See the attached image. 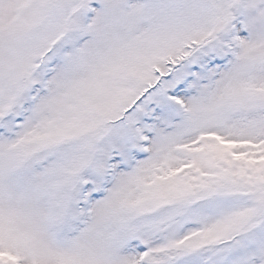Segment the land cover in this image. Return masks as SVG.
Instances as JSON below:
<instances>
[{"label": "snow or ice", "instance_id": "1", "mask_svg": "<svg viewBox=\"0 0 264 264\" xmlns=\"http://www.w3.org/2000/svg\"><path fill=\"white\" fill-rule=\"evenodd\" d=\"M0 264H264V0H0Z\"/></svg>", "mask_w": 264, "mask_h": 264}]
</instances>
